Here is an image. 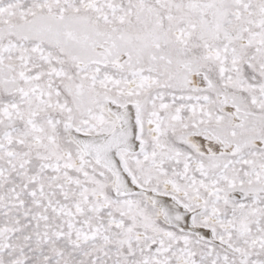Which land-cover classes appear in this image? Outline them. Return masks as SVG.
I'll use <instances>...</instances> for the list:
<instances>
[{"label":"snow or ice","instance_id":"snow-or-ice-1","mask_svg":"<svg viewBox=\"0 0 264 264\" xmlns=\"http://www.w3.org/2000/svg\"><path fill=\"white\" fill-rule=\"evenodd\" d=\"M0 264H264V0H0Z\"/></svg>","mask_w":264,"mask_h":264}]
</instances>
